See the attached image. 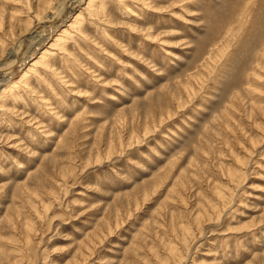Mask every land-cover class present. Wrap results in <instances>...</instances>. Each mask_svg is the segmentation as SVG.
I'll use <instances>...</instances> for the list:
<instances>
[{
    "label": "rangeland",
    "instance_id": "374dc122",
    "mask_svg": "<svg viewBox=\"0 0 264 264\" xmlns=\"http://www.w3.org/2000/svg\"><path fill=\"white\" fill-rule=\"evenodd\" d=\"M0 264H264V0H0Z\"/></svg>",
    "mask_w": 264,
    "mask_h": 264
},
{
    "label": "bare ground",
    "instance_id": "6f19581e",
    "mask_svg": "<svg viewBox=\"0 0 264 264\" xmlns=\"http://www.w3.org/2000/svg\"><path fill=\"white\" fill-rule=\"evenodd\" d=\"M68 3V2H67ZM62 4H63V2H62ZM256 22V21H255Z\"/></svg>",
    "mask_w": 264,
    "mask_h": 264
}]
</instances>
